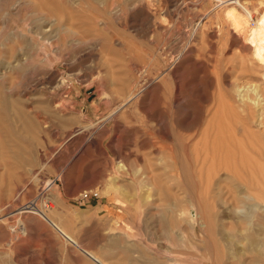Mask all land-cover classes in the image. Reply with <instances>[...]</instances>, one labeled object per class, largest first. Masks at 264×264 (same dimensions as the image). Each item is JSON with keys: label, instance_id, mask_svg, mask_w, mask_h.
<instances>
[{"label": "rangeland", "instance_id": "obj_1", "mask_svg": "<svg viewBox=\"0 0 264 264\" xmlns=\"http://www.w3.org/2000/svg\"><path fill=\"white\" fill-rule=\"evenodd\" d=\"M73 1L0 0V264H216L213 239L220 264H264V190L241 202L239 190L213 187L216 203L204 204L183 169L216 109L226 108L230 132L240 90L264 88L249 39L225 15L230 4L113 0L104 13L98 1ZM239 2L253 26L264 0ZM44 16L64 42L42 35H52ZM145 79L152 93L121 103ZM231 166L219 175L232 176ZM83 189L98 192L80 198ZM33 201L75 244L38 214L17 213ZM207 203L214 234L200 211Z\"/></svg>", "mask_w": 264, "mask_h": 264}, {"label": "bare ground", "instance_id": "obj_2", "mask_svg": "<svg viewBox=\"0 0 264 264\" xmlns=\"http://www.w3.org/2000/svg\"><path fill=\"white\" fill-rule=\"evenodd\" d=\"M94 1L95 2L98 1L97 3H99L97 4L98 6H96L98 7L97 8L98 11L104 13L111 11L110 9L113 7L114 4L113 0H94ZM218 2H220V5L222 6L228 5V3L230 4L226 8L225 15H227L228 18L230 17L231 20L230 19L229 20L231 21V24L235 27L237 33L239 32V34H243L249 39L250 45H244V44L243 45L245 48L248 47L251 50V53L253 54L255 60L262 68L264 75V10L261 11V13L257 16L254 25L251 26L249 24L250 22L248 19L252 18V15L247 8H245L240 4L239 0H233V1L218 0ZM89 3H90L89 6H94L93 3L92 4L91 2ZM213 6L214 5H212V7ZM239 8L241 9V11L239 10ZM37 12L42 13L41 9L39 8L37 9ZM34 13L35 12H33L31 16H33ZM39 19H41L44 23H47L49 25L50 27L49 31H51L50 33H52V35L50 34V36H47L45 34L42 33L41 34L44 37L52 39L53 45L54 43H56L57 45V43H59L60 41L63 42L65 41L64 40L65 38L61 39L60 34L54 33L53 25L56 24V22H53L49 19L47 20L45 16L40 17ZM35 20L36 18L33 19V22H35ZM58 26L59 28L65 27L64 24H60V23L58 24ZM34 31L39 32L37 30ZM183 53H181V57H183L182 56ZM150 85L151 83L148 80H146L145 82H142V80L135 81L134 91L136 93L132 91L129 92L123 98L121 103L128 102L134 99L137 96V93H139L140 91L142 92V88L143 90L146 88L147 93H152L153 89H150L151 87ZM249 88L250 90H247ZM247 89L244 90L243 88L242 90H240L246 93L243 94L239 93L242 103L240 106V110L238 112V115L240 117V127L238 128L230 127L231 128L230 132L225 127H223L222 118H224V114L227 110L224 106L219 107L218 109H216V113L213 116V121L212 122L210 121V123L208 122L205 129H203L202 131L198 130L196 132L197 138L193 145V151H192L193 155H191L190 157L187 155L185 156V167L183 169L186 172H190L191 182L196 187L197 196L200 198L199 202H203L204 204L208 202L209 199H212V201L216 203L217 201L216 195L211 194L213 191L212 190L213 187H215L217 192L222 190V192L227 191L229 193V191L232 192L239 190V193L241 194L240 196L241 202H246L248 201V199L257 198V196H255V192L254 195L252 194L253 191L264 190V88L261 87L259 84L258 85L251 84L247 87ZM247 91H249V93H247ZM251 94L253 96H251ZM118 108L119 105H117L116 108L111 110L105 116L110 118L113 114L116 113ZM219 111L221 113V116L217 114V112ZM199 114L200 112L196 111V114L192 116L194 117L195 121L199 122L201 120ZM90 126L93 125L91 124L88 126L86 125V127H90ZM228 164L232 165L230 167L232 169V176H229L228 174L220 176L219 170L221 169L222 166L223 168H225L226 166H228ZM118 167L122 169L126 168V166L120 160L118 161ZM224 170H228V168ZM143 174L144 173L140 171V175H142L141 177L144 182V178L145 177L148 178V177L146 174L145 175ZM177 175H179V173ZM239 175L241 179L240 182L238 181L237 183L234 177L236 176L238 178ZM52 186H53V180H48L42 187L43 189L40 193V198H42V196L46 192L48 193V191L52 188ZM91 191H95V190L91 189ZM97 192L98 191H96V193ZM229 195H231V197H229L231 198L230 200L227 199V197H225L224 194L219 195L218 200H222V202L235 203L237 200L236 196L233 194H229ZM206 205L205 207L207 208V211L204 212V210L202 211V209L200 211L201 214L205 217L204 225L207 226L210 233L214 234L216 230L215 218L214 215L211 213L209 207L210 203H207ZM47 207L48 206L45 204L39 205L38 201H33L30 202L28 205L19 208L17 213L34 212L38 214L55 230H57L58 233L62 236V238L66 239L72 244H75V241H73L69 237L68 233L63 229V227L59 224V222H56L58 220L55 219L56 220L55 221L51 218L52 215L51 216L49 215ZM1 221L5 222L6 219L0 216V222ZM18 230L19 228L17 226L13 224L9 225V232L11 235H15L18 232ZM212 254L215 263L220 264L221 262L220 260H222L224 253L218 246L215 239H213ZM93 260H95L96 264H107L104 261H100L99 258L96 257H94Z\"/></svg>", "mask_w": 264, "mask_h": 264}, {"label": "built area", "instance_id": "obj_3", "mask_svg": "<svg viewBox=\"0 0 264 264\" xmlns=\"http://www.w3.org/2000/svg\"><path fill=\"white\" fill-rule=\"evenodd\" d=\"M89 192V193H88ZM90 192L92 193V194H96V191H91V190H81L80 192H79V197L80 198H83V197H86L87 195H89L90 194Z\"/></svg>", "mask_w": 264, "mask_h": 264}]
</instances>
